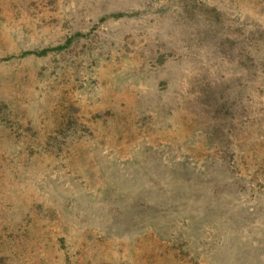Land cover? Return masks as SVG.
Listing matches in <instances>:
<instances>
[{
	"label": "rangeland",
	"instance_id": "374dc122",
	"mask_svg": "<svg viewBox=\"0 0 264 264\" xmlns=\"http://www.w3.org/2000/svg\"><path fill=\"white\" fill-rule=\"evenodd\" d=\"M0 264H264V0H0Z\"/></svg>",
	"mask_w": 264,
	"mask_h": 264
}]
</instances>
